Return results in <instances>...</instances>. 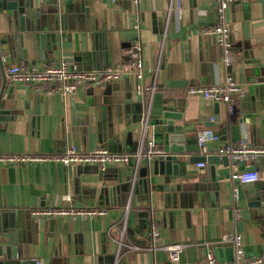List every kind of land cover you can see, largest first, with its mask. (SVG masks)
I'll list each match as a JSON object with an SVG mask.
<instances>
[{
	"label": "crops",
	"instance_id": "obj_1",
	"mask_svg": "<svg viewBox=\"0 0 264 264\" xmlns=\"http://www.w3.org/2000/svg\"><path fill=\"white\" fill-rule=\"evenodd\" d=\"M29 1L21 23L8 27L0 21V88L4 80L5 92L14 84L12 96L24 116L0 120V154H57L72 143L81 151L102 146L133 154L125 150L127 132L139 130L144 115L148 112L151 118L162 107L182 114L175 123L184 125L189 156L217 154V144L229 141L264 147V81L249 89L241 70L244 60L254 59L251 66L264 80V0L234 3L225 9L232 43L227 67L221 63L215 37L200 31L218 21L215 0H182L180 11L172 10L169 18L167 0H87L81 16L66 12L63 6L59 10L62 0ZM55 15L64 19L65 28L75 30L71 32L90 33L91 46L99 52L95 63H76L69 53L56 50L44 52V57L30 53V35ZM133 43L140 46L143 75L128 74L111 82L106 99L96 94L101 85H79L74 93L62 95L6 78L12 63L31 69L64 59L80 69H103L126 60V49ZM226 74L242 86V93L234 96L232 116L223 102L187 93L189 86H208ZM37 93L47 98L34 101ZM24 101L29 103L27 108ZM31 115L36 118L32 124L27 122ZM204 127L212 128L220 139L208 141L202 152L197 131ZM127 162L109 164L103 173L95 164L0 165V208L14 215L17 246L24 252L21 258L30 264H200L211 252L228 262L234 258V249L224 236L234 230L242 235L246 255L264 253V215L256 214L250 205L262 184L234 182L240 210L234 220L229 161H203V166L186 163V176L175 178L182 184L179 192L151 188L163 183L151 165L146 190L127 186ZM263 168L264 154H260L238 161L234 169ZM58 205L104 207L107 214L82 218L30 214L35 207ZM155 229L158 237L152 235ZM169 242L183 244L178 263L157 247Z\"/></svg>",
	"mask_w": 264,
	"mask_h": 264
},
{
	"label": "built area",
	"instance_id": "obj_2",
	"mask_svg": "<svg viewBox=\"0 0 264 264\" xmlns=\"http://www.w3.org/2000/svg\"><path fill=\"white\" fill-rule=\"evenodd\" d=\"M114 1V0H112ZM137 1V0H132ZM167 18L172 10L180 11L182 0H167ZM247 0H215L218 21L212 25L202 26L200 31L205 34L213 35L221 48V63L224 67L231 64L232 61V43L230 41L229 26L225 21V9L234 3ZM127 59L116 64L108 65L103 69H80L69 65L64 59L45 65L41 68L26 69L17 63H12L6 70V78L11 81H19L31 85L36 90L51 91L62 95L72 94L79 85H104L108 82L119 80L124 75L133 74L140 78L143 75V61L140 46L133 43L126 49ZM159 60L157 62V66ZM141 89V86L138 87ZM188 94L202 96L206 99L223 102L226 106L228 116L235 112L234 96L242 93V86L235 80L231 74H226L220 82L208 86H189ZM148 112L143 117L146 121ZM213 117H211V120ZM219 134L210 127H204L197 131V145L200 150L205 151V145L208 141H217ZM158 149H154L151 141H148V147L143 151L140 146L134 153L136 158L135 171L138 167V160L142 155L151 156ZM219 156H226L233 168L230 178L233 182L231 201L234 220L240 217V210L237 205L239 189L235 181L241 183L251 181H264L263 169H242L235 170L236 164L241 160L254 159L260 154H264V147L250 145L246 143L235 144L231 141L218 145L216 150ZM131 154L125 152L110 151L102 146H97L92 150L81 151L75 144H69L61 153L50 154L45 152H24L14 154H0V165L3 164H23L34 161H51L62 164H95L101 168L114 163L127 162ZM204 162H198L197 166H203ZM30 214L34 218H82L90 216H103L107 214L104 207L98 206H41L30 209ZM154 237H158L157 229L152 231ZM224 239L230 240L233 244L234 258L232 261H221L213 253L207 252L200 264H264V253L257 255H246L243 248L242 235L234 230L226 234ZM121 241L119 240V245ZM126 246L141 248L139 245L126 244ZM158 248L165 249L168 258L172 263H178L183 244L180 242L163 243ZM147 248H156L148 246ZM40 264V262H37Z\"/></svg>",
	"mask_w": 264,
	"mask_h": 264
},
{
	"label": "water",
	"instance_id": "obj_3",
	"mask_svg": "<svg viewBox=\"0 0 264 264\" xmlns=\"http://www.w3.org/2000/svg\"><path fill=\"white\" fill-rule=\"evenodd\" d=\"M29 2V0H0V21L4 22L8 27L18 25L22 21L23 13H25ZM61 2V5H58L59 10V6H63L66 12H79L80 16L84 13L86 4L88 3L87 0H62ZM63 21L64 19L60 15H55L53 21H50L46 26H41L39 29L36 28L30 35V53L35 57H44V52L53 54L56 50L69 53L72 56V60L76 63L89 64L91 61L95 63L99 52L93 50L91 46L90 33L86 31L71 32L75 30L65 28ZM253 60H244L241 64L242 69L240 66V69L248 79L246 82L250 83L249 89L252 86L258 87L262 85L264 81L257 75L255 67L251 66L253 65ZM5 84L6 81L4 80L0 88V120L18 119V114L20 116L19 119L24 118L22 110L16 108V101L12 96L14 84L9 85L6 92L4 91ZM111 84V82H108L101 85L102 89L96 94L106 99L107 95H110V90L113 86ZM45 98L47 97L38 93L32 96L34 101H41ZM28 105L29 103L24 101L23 108H27ZM178 119H182L180 111L170 109L169 107H162L155 116L151 118L147 116L145 122L142 120L139 130L127 132L124 144L125 150L133 153L127 162L130 171L127 186L130 187L132 185L135 190H138L142 186L146 190L150 178L148 170L151 165L153 174H159L163 177L162 184H153L151 188L179 192L181 191L182 184L180 181L176 182L175 178L186 176V163L200 161L213 163L219 159L224 163H228L229 160L226 156H219L218 154L189 156L186 153L184 144V125L175 123V120ZM28 121L31 124L36 122L35 116H27ZM148 141H151L152 147L156 150L158 149V151H155L151 156L142 155L138 160V167L135 171L136 158L134 153L140 146L145 151L148 147ZM98 168L101 169L100 173L105 172L104 167ZM258 182L262 185L254 193V198L250 205L256 214L264 215V181ZM179 196L177 197L178 201L180 200ZM16 229L15 218L11 214V211L0 208V264H30L28 260L21 258L24 252L17 246Z\"/></svg>",
	"mask_w": 264,
	"mask_h": 264
}]
</instances>
